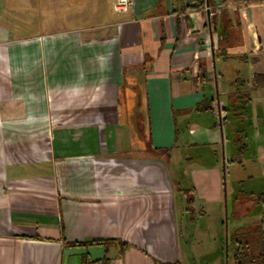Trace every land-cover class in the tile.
<instances>
[{"label":"crops","instance_id":"1","mask_svg":"<svg viewBox=\"0 0 264 264\" xmlns=\"http://www.w3.org/2000/svg\"><path fill=\"white\" fill-rule=\"evenodd\" d=\"M115 1L0 0V264H222L227 208L264 216V4Z\"/></svg>","mask_w":264,"mask_h":264},{"label":"trees","instance_id":"2","mask_svg":"<svg viewBox=\"0 0 264 264\" xmlns=\"http://www.w3.org/2000/svg\"><path fill=\"white\" fill-rule=\"evenodd\" d=\"M210 5L214 0H208ZM244 1L247 5L264 4V0H236ZM223 3H229V0H223ZM239 86L246 84L245 81H238ZM252 88L256 90H264V75H255L252 80ZM235 99L237 103L233 101V111L240 109L238 105L246 106L250 103L251 99L249 94L237 92L235 93ZM232 105V104H231ZM228 111V110H227ZM245 148H241L239 151L240 156L244 154ZM259 204L264 206V194L258 198ZM235 255L234 260L236 264H264V216L258 224L246 229L244 233H240L234 236ZM116 244L113 240H92L88 242L73 243L74 247H90L101 246L105 248L106 253L110 248ZM122 247L125 251L129 248L126 244L122 243ZM124 253V250L123 252ZM112 260L109 257H105L101 261H93L91 257L85 255L82 257L81 264H111Z\"/></svg>","mask_w":264,"mask_h":264},{"label":"rangeland","instance_id":"3","mask_svg":"<svg viewBox=\"0 0 264 264\" xmlns=\"http://www.w3.org/2000/svg\"><path fill=\"white\" fill-rule=\"evenodd\" d=\"M252 91H255V90L252 89L251 92ZM251 92H250V99H252V102L250 103L251 107L248 110V113H249L247 115L248 120L243 121V122H241L240 120V122L243 123V124L240 123V125L244 131V135L242 138L244 141V144H248V147L251 148V153H250L252 155L251 158H254L259 154V149H261V147L264 148V106L262 104V101L257 103V100H261V98ZM238 112H239L238 110H235L234 113H238ZM233 120L239 121V119H233ZM241 148H245V147H241ZM252 150H255V153L252 152ZM248 157H250L249 154H248ZM246 166H247L246 171L250 173L253 171L257 172V169L259 168L257 165L251 164V163H248ZM246 171L244 172L248 173ZM231 173L233 177L240 176V168L238 167L231 168ZM248 179L250 178L245 177V181H247ZM233 185L236 187V190H237L236 183H233ZM237 185H239V188L237 190V194L239 195L238 197L251 194V193H248V191L245 192V190L248 187L247 183L237 182ZM251 188H253V191H257L256 183H254V186H252ZM245 204L246 203L242 202L241 204L242 208H240L239 210L235 207L232 208V205L229 208V210L227 208V211H228L227 219H229L228 225H229L230 232L228 234L227 239L225 237L222 242V245H220L222 264H236L234 260L235 246H234V241H233L234 235L231 231L232 227L240 223H241L240 225L248 224L249 218H252L256 215V214H253L251 216H242L243 214H241L240 212H244L243 210H245ZM224 221H226V215H225Z\"/></svg>","mask_w":264,"mask_h":264},{"label":"built area","instance_id":"4","mask_svg":"<svg viewBox=\"0 0 264 264\" xmlns=\"http://www.w3.org/2000/svg\"><path fill=\"white\" fill-rule=\"evenodd\" d=\"M131 7V0H116L114 3V11L120 14L127 13L131 9Z\"/></svg>","mask_w":264,"mask_h":264}]
</instances>
